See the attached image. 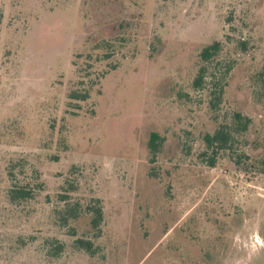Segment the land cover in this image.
<instances>
[{
	"label": "rangeland",
	"instance_id": "1",
	"mask_svg": "<svg viewBox=\"0 0 264 264\" xmlns=\"http://www.w3.org/2000/svg\"><path fill=\"white\" fill-rule=\"evenodd\" d=\"M233 112L250 159L210 167L203 136ZM263 157L264 0H0V264H264Z\"/></svg>",
	"mask_w": 264,
	"mask_h": 264
},
{
	"label": "trees",
	"instance_id": "2",
	"mask_svg": "<svg viewBox=\"0 0 264 264\" xmlns=\"http://www.w3.org/2000/svg\"><path fill=\"white\" fill-rule=\"evenodd\" d=\"M220 50V43L213 42L200 51V59L202 64L199 66L196 76L193 79L192 85L194 88H201L207 78L211 81V77L215 76V69L209 65V62L217 55ZM231 65H227L222 75L219 76L216 82H212L213 88L211 90L210 106L212 109H216L221 102L224 92V80L228 74ZM71 100H85L87 98L86 93L71 92L68 95ZM251 120L249 117L242 115L239 112H233L230 122L227 124H220L212 133H207L203 136V142L205 145V151L201 153V157L205 163L212 167L215 164L216 157L222 153H227L235 165L239 166L244 163L245 160L250 159V156L240 151L241 142H245L243 135L247 132L250 126ZM160 137L157 133H151L148 141V149L152 155V159L159 151ZM256 161V160H255ZM258 161V160H257ZM261 167V172H264V157L260 158L257 162ZM31 197V191L21 188L13 187L9 190V199L12 202L19 200H25ZM67 196H61V200H66ZM96 204L87 206L86 210L91 214L90 226L95 231H100V224L102 221V209L99 205V200H95ZM81 207L75 202L72 204L66 203L64 207L58 211L60 215V221L62 224H66L70 219H76L81 214ZM77 247L91 252L92 244L89 240L77 238L75 240Z\"/></svg>",
	"mask_w": 264,
	"mask_h": 264
}]
</instances>
